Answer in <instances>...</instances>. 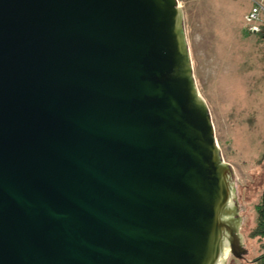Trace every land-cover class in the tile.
<instances>
[{"label": "water", "instance_id": "1", "mask_svg": "<svg viewBox=\"0 0 264 264\" xmlns=\"http://www.w3.org/2000/svg\"><path fill=\"white\" fill-rule=\"evenodd\" d=\"M176 0H0V264H227L243 206Z\"/></svg>", "mask_w": 264, "mask_h": 264}, {"label": "rangeland", "instance_id": "2", "mask_svg": "<svg viewBox=\"0 0 264 264\" xmlns=\"http://www.w3.org/2000/svg\"><path fill=\"white\" fill-rule=\"evenodd\" d=\"M176 1L194 82L208 108L216 145L241 184L239 234L246 256L230 257L227 264H251L259 242L249 233L264 186V38L249 35L244 18L259 0Z\"/></svg>", "mask_w": 264, "mask_h": 264}, {"label": "trees", "instance_id": "3", "mask_svg": "<svg viewBox=\"0 0 264 264\" xmlns=\"http://www.w3.org/2000/svg\"><path fill=\"white\" fill-rule=\"evenodd\" d=\"M247 33H249L247 31ZM251 36L264 38V21L259 25V32L249 33ZM254 223L249 233L250 238L259 242V254L250 262L251 264H264V186L254 207Z\"/></svg>", "mask_w": 264, "mask_h": 264}, {"label": "built area", "instance_id": "4", "mask_svg": "<svg viewBox=\"0 0 264 264\" xmlns=\"http://www.w3.org/2000/svg\"><path fill=\"white\" fill-rule=\"evenodd\" d=\"M264 0H259L258 2H252L250 11L245 16V22H247V31L249 33L259 32V25L261 21H264ZM263 16V17H262Z\"/></svg>", "mask_w": 264, "mask_h": 264}]
</instances>
